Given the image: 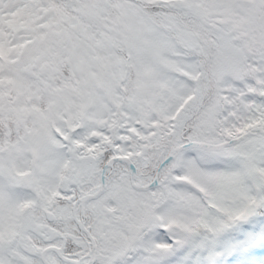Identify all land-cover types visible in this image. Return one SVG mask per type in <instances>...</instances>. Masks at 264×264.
Returning <instances> with one entry per match:
<instances>
[{
  "label": "snow or ice",
  "instance_id": "snow-or-ice-1",
  "mask_svg": "<svg viewBox=\"0 0 264 264\" xmlns=\"http://www.w3.org/2000/svg\"><path fill=\"white\" fill-rule=\"evenodd\" d=\"M0 264H264V0H0Z\"/></svg>",
  "mask_w": 264,
  "mask_h": 264
}]
</instances>
